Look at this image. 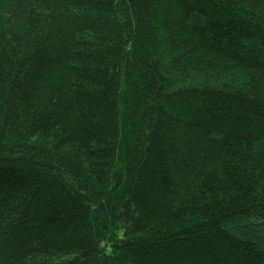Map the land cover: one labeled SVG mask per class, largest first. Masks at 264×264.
I'll list each match as a JSON object with an SVG mask.
<instances>
[{"label":"trees","instance_id":"obj_1","mask_svg":"<svg viewBox=\"0 0 264 264\" xmlns=\"http://www.w3.org/2000/svg\"><path fill=\"white\" fill-rule=\"evenodd\" d=\"M0 264H264V0H0Z\"/></svg>","mask_w":264,"mask_h":264},{"label":"rangeland","instance_id":"obj_2","mask_svg":"<svg viewBox=\"0 0 264 264\" xmlns=\"http://www.w3.org/2000/svg\"><path fill=\"white\" fill-rule=\"evenodd\" d=\"M168 60L169 59L165 60V63H167ZM210 61H212V62H210ZM213 62H215L213 58H206L205 60L200 62L198 67L201 70L202 69L206 70V69H208V67L213 66V64H212ZM216 64L220 70L218 75L215 77L216 78L215 81H217L218 83L228 82V83H233V84L234 83L240 84L243 81L244 77H243V72L241 70H231L230 66L228 65V63L226 61H223L222 63H216ZM191 68H193V67L188 68V71L190 74L182 75L179 78H176V81H175L176 85L181 86V85L192 84L193 83L192 80L198 81L201 76L206 79V76L201 75V73L195 72L196 69H191ZM170 76H173V75H170Z\"/></svg>","mask_w":264,"mask_h":264}]
</instances>
